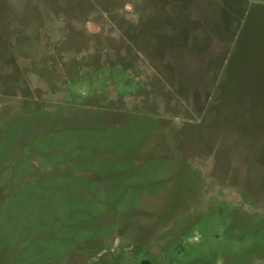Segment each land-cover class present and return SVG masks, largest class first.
<instances>
[{"label":"rangeland","instance_id":"obj_1","mask_svg":"<svg viewBox=\"0 0 264 264\" xmlns=\"http://www.w3.org/2000/svg\"><path fill=\"white\" fill-rule=\"evenodd\" d=\"M253 2L0 0V264H264Z\"/></svg>","mask_w":264,"mask_h":264},{"label":"trees","instance_id":"obj_2","mask_svg":"<svg viewBox=\"0 0 264 264\" xmlns=\"http://www.w3.org/2000/svg\"><path fill=\"white\" fill-rule=\"evenodd\" d=\"M258 11H260V14H258ZM244 14H246V11L244 12ZM248 15L250 16L249 20L250 22L248 23V37L251 35V28L255 27L256 31L252 32V35L257 36V38H260L259 36V30H258V26L259 24L263 21L264 22V4L263 3H252V5L248 8ZM261 17V20H258V18ZM261 27V26H260ZM260 40V39H259ZM256 65L259 68V65L256 61H255ZM248 68V67H247ZM257 69V68H256ZM262 70V68H261ZM251 71L252 67H251ZM143 264H151L149 261H144Z\"/></svg>","mask_w":264,"mask_h":264},{"label":"crops","instance_id":"obj_3","mask_svg":"<svg viewBox=\"0 0 264 264\" xmlns=\"http://www.w3.org/2000/svg\"><path fill=\"white\" fill-rule=\"evenodd\" d=\"M264 4V3H263Z\"/></svg>","mask_w":264,"mask_h":264}]
</instances>
